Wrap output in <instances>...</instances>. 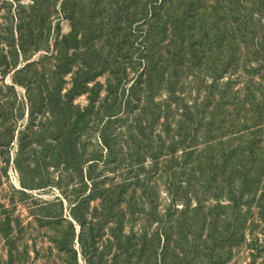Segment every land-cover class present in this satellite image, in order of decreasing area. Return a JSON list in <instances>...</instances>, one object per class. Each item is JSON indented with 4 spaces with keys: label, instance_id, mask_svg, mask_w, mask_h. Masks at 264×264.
Returning <instances> with one entry per match:
<instances>
[{
    "label": "trees",
    "instance_id": "trees-1",
    "mask_svg": "<svg viewBox=\"0 0 264 264\" xmlns=\"http://www.w3.org/2000/svg\"><path fill=\"white\" fill-rule=\"evenodd\" d=\"M141 1L139 70L111 103L74 107L92 77L75 72L62 94L71 60L59 52L7 64L12 84L49 107L35 127L40 110L28 105L17 130L14 193L47 187L39 170L50 166L68 210L60 197L32 199L23 224L19 200L0 204L5 264H27L19 239L32 223L57 264H226L242 248L245 264H264V0ZM21 109L0 112V149ZM88 123L91 152L80 142Z\"/></svg>",
    "mask_w": 264,
    "mask_h": 264
},
{
    "label": "rangeland",
    "instance_id": "rangeland-1",
    "mask_svg": "<svg viewBox=\"0 0 264 264\" xmlns=\"http://www.w3.org/2000/svg\"><path fill=\"white\" fill-rule=\"evenodd\" d=\"M141 8V0H0V112L9 114L17 107L21 109V104L23 111V119L15 124L12 142L0 149V204L8 207L10 200H19L18 194L14 193V189L21 190V187L13 159L18 147L17 130L26 123L28 105L40 110V118L36 117L33 122L35 127L38 119L43 122L49 114V107L40 105L36 89L27 91L23 85L12 84V72H7L11 67L9 65V69H6L7 64L16 59L17 67H21L41 55L50 56L59 52L63 58L71 60L69 72L63 77L62 94L70 87L75 72H87L92 77L87 84L90 90L71 101L74 107L83 109L90 103L97 106L105 100L111 103L114 92L120 97L139 70V46L143 29L139 22ZM36 44L40 46L39 49L32 51ZM20 45L25 49V55L19 51ZM50 60L47 68L54 62ZM11 85L12 88H9ZM27 95L31 98L29 103L25 100ZM80 142L85 152L95 149V144L100 146L98 132L92 130L90 133L89 123L80 135ZM33 147V144L26 146L27 150ZM39 171L48 186L26 190L28 197L18 201L14 215L23 224L31 219L28 206L32 199L44 202L60 197L64 214L68 210L61 186L57 184L58 170L48 166L46 170ZM136 191L140 192L138 188ZM164 197V193H161V198ZM31 228L34 230L29 229L19 239L25 242L29 238L26 253L29 258L26 263L57 264L56 250H47L49 244L43 229L34 223ZM32 243L37 255L31 251ZM16 247L21 250L20 244ZM260 254L262 256L263 253ZM261 259H257V262ZM6 260L7 246L0 237V264H5ZM249 260V251L242 248L226 264H245ZM78 263L84 264L79 256Z\"/></svg>",
    "mask_w": 264,
    "mask_h": 264
}]
</instances>
